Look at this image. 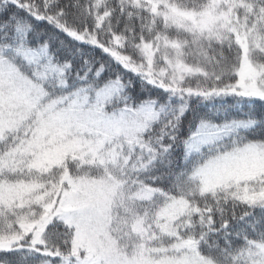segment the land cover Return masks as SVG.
Listing matches in <instances>:
<instances>
[{
    "label": "snow or ice",
    "instance_id": "6c2138e0",
    "mask_svg": "<svg viewBox=\"0 0 264 264\" xmlns=\"http://www.w3.org/2000/svg\"><path fill=\"white\" fill-rule=\"evenodd\" d=\"M0 264H264V0H0Z\"/></svg>",
    "mask_w": 264,
    "mask_h": 264
}]
</instances>
